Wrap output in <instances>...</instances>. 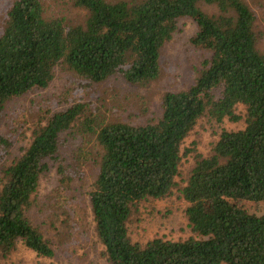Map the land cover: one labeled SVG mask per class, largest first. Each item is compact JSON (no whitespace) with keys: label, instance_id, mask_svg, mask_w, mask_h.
Instances as JSON below:
<instances>
[{"label":"trees","instance_id":"1","mask_svg":"<svg viewBox=\"0 0 264 264\" xmlns=\"http://www.w3.org/2000/svg\"><path fill=\"white\" fill-rule=\"evenodd\" d=\"M67 1L86 12L84 22L46 17L41 0L7 5L0 30V118L9 101L46 89L56 67L88 83L120 75L147 85L159 76L161 48L183 18L195 23L190 42L206 56L191 85L163 94L153 120L106 121L76 101L33 123L20 155L0 167V257L18 244L53 256L51 241L27 215L50 165L59 176L55 215L58 209L67 214L68 234L88 242L84 209L69 193L77 164L91 161L96 171L87 207L108 264H264V53L256 46L254 12L244 0ZM204 116L243 125L222 130L179 189L192 234L132 241L127 221L133 209L171 193L183 141ZM74 125L82 142L73 160L82 162L62 165L61 137ZM0 144L6 153L10 142Z\"/></svg>","mask_w":264,"mask_h":264},{"label":"rangeland","instance_id":"2","mask_svg":"<svg viewBox=\"0 0 264 264\" xmlns=\"http://www.w3.org/2000/svg\"><path fill=\"white\" fill-rule=\"evenodd\" d=\"M12 0H0V30L3 26L7 5ZM44 14L48 18L62 17L68 24L84 22L86 12L75 8L67 0H41ZM118 1V0H109ZM255 15V31L260 34L257 49L264 53V0H244ZM207 13L216 12L215 7L201 4ZM196 31L195 23L183 18L178 30L160 51L159 76L147 85H132L120 75H114L99 83H88L78 79L61 67H56L54 78L46 89L34 90L9 101L0 118V139L10 142L4 153L0 144V167L20 155L27 144L33 123L43 119L44 113L53 109H64L73 102L85 103L88 111L96 113L106 121L140 124L159 117L161 98L167 91H176L191 85L206 56L202 49L194 47L190 37ZM242 114V107H237ZM78 123V122H76ZM242 121L224 119L217 123L207 116L198 120L182 144L183 156L176 185L169 195L161 199L139 202L131 213L127 227L132 241L144 242L156 236L172 240L184 239L192 234L184 209L180 188L198 156L210 153L212 144L222 130L241 128ZM77 125L62 134L59 149L62 165L74 164L76 149L82 142ZM56 165V164H55ZM77 175L72 180L69 195H75L85 212L86 244L80 243L74 234L69 235L63 221L68 215L60 209L54 211L55 187L58 185L56 167L51 166L40 180L27 215L51 241L53 256L43 257L18 244L8 255L0 257V264H108L102 256L103 246L94 232L89 212L87 195L95 177L96 166L91 161L77 164ZM264 212V207L262 209Z\"/></svg>","mask_w":264,"mask_h":264}]
</instances>
